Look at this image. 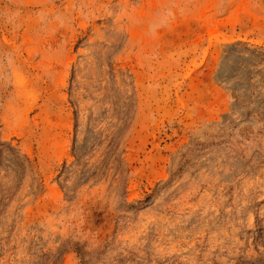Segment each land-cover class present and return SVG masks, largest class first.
<instances>
[{
    "label": "rangeland",
    "instance_id": "1",
    "mask_svg": "<svg viewBox=\"0 0 264 264\" xmlns=\"http://www.w3.org/2000/svg\"><path fill=\"white\" fill-rule=\"evenodd\" d=\"M0 264H264V0H0Z\"/></svg>",
    "mask_w": 264,
    "mask_h": 264
},
{
    "label": "clouds",
    "instance_id": "2",
    "mask_svg": "<svg viewBox=\"0 0 264 264\" xmlns=\"http://www.w3.org/2000/svg\"><path fill=\"white\" fill-rule=\"evenodd\" d=\"M176 6L174 4H167L162 6L147 22V30L150 34L155 35L160 29L167 27L176 16ZM37 17L41 24H47L50 22H57L58 15H53L49 20V14L43 11L37 13ZM8 22H11L9 19Z\"/></svg>",
    "mask_w": 264,
    "mask_h": 264
}]
</instances>
